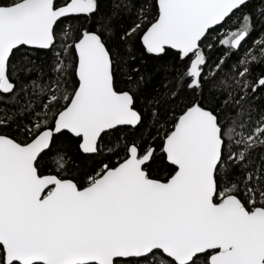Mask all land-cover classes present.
<instances>
[{
    "label": "snow or ice",
    "instance_id": "1",
    "mask_svg": "<svg viewBox=\"0 0 264 264\" xmlns=\"http://www.w3.org/2000/svg\"><path fill=\"white\" fill-rule=\"evenodd\" d=\"M257 100L264 0H0V264H264Z\"/></svg>",
    "mask_w": 264,
    "mask_h": 264
},
{
    "label": "trees",
    "instance_id": "2",
    "mask_svg": "<svg viewBox=\"0 0 264 264\" xmlns=\"http://www.w3.org/2000/svg\"><path fill=\"white\" fill-rule=\"evenodd\" d=\"M260 4H261V0H250L249 1V5L251 7H254V8H258L260 6ZM206 52H207L208 56L210 57V61L211 60H216L222 54L218 47L217 48H213L210 52H208L206 50ZM256 104H258V105L259 104H264V100H257Z\"/></svg>",
    "mask_w": 264,
    "mask_h": 264
},
{
    "label": "water",
    "instance_id": "3",
    "mask_svg": "<svg viewBox=\"0 0 264 264\" xmlns=\"http://www.w3.org/2000/svg\"><path fill=\"white\" fill-rule=\"evenodd\" d=\"M250 0H248V2H249Z\"/></svg>",
    "mask_w": 264,
    "mask_h": 264
}]
</instances>
